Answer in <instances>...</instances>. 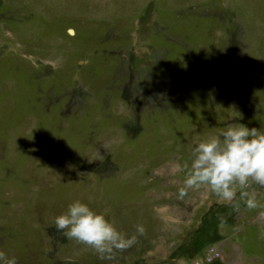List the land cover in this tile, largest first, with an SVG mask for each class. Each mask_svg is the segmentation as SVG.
Masks as SVG:
<instances>
[{"label":"rangeland","instance_id":"obj_1","mask_svg":"<svg viewBox=\"0 0 264 264\" xmlns=\"http://www.w3.org/2000/svg\"><path fill=\"white\" fill-rule=\"evenodd\" d=\"M229 123L264 129V0H0V251L264 264V186L185 184ZM77 200L145 232L101 257L55 229Z\"/></svg>","mask_w":264,"mask_h":264},{"label":"clouds","instance_id":"obj_2","mask_svg":"<svg viewBox=\"0 0 264 264\" xmlns=\"http://www.w3.org/2000/svg\"><path fill=\"white\" fill-rule=\"evenodd\" d=\"M188 188L207 187L230 197L235 185L250 181L264 186V129H249L241 123H229L219 131L191 147V163L185 165ZM184 190H181L183 195ZM251 203V201H250ZM57 232L94 250L101 257L115 250L123 251L137 243L144 226L138 224L131 236L120 232L103 213H97L79 200L68 205L67 211L54 217ZM0 264H18L14 255L0 251Z\"/></svg>","mask_w":264,"mask_h":264}]
</instances>
